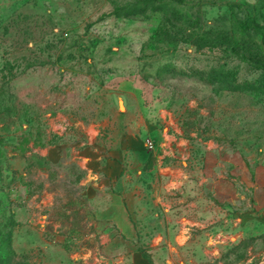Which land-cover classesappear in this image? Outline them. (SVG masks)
Wrapping results in <instances>:
<instances>
[{"label": "rangeland", "instance_id": "rangeland-1", "mask_svg": "<svg viewBox=\"0 0 264 264\" xmlns=\"http://www.w3.org/2000/svg\"><path fill=\"white\" fill-rule=\"evenodd\" d=\"M259 182L264 0H0V264H264Z\"/></svg>", "mask_w": 264, "mask_h": 264}, {"label": "crops", "instance_id": "crops-1", "mask_svg": "<svg viewBox=\"0 0 264 264\" xmlns=\"http://www.w3.org/2000/svg\"><path fill=\"white\" fill-rule=\"evenodd\" d=\"M255 191V208H251L247 212H249V217H256L259 222L264 223V182H259ZM99 214L107 219H111L113 223H115V225L126 235H132L134 233V225L129 217V213L121 193L113 192L109 198L108 208L105 211L99 212Z\"/></svg>", "mask_w": 264, "mask_h": 264}]
</instances>
